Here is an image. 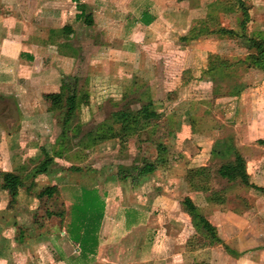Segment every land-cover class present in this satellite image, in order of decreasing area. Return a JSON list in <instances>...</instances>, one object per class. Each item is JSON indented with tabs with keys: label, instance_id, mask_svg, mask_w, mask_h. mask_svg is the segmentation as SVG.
<instances>
[{
	"label": "crops",
	"instance_id": "obj_1",
	"mask_svg": "<svg viewBox=\"0 0 264 264\" xmlns=\"http://www.w3.org/2000/svg\"><path fill=\"white\" fill-rule=\"evenodd\" d=\"M218 4L221 2L215 0H0V264L183 263L192 226L181 220L186 212L181 209V199L190 197L199 210L219 204L211 201L215 189L207 177L200 190H193L188 187L191 178L183 172L214 159L226 160L221 149L228 135L221 125H230L223 116L234 113L226 112L221 104L215 108L207 97L215 95L213 80H199L206 86L204 95L188 89L185 99H179L181 94L162 101L142 99L151 101L159 113L162 104L182 103L173 145L167 146L173 159L169 155L164 164L136 180L116 176L112 186L100 176L101 167L93 165L89 172L60 162L62 158L53 148L61 110L50 105L63 74L77 76L76 118L81 119L105 102L104 92H111L110 100L117 101L143 73L151 82L155 71L165 70L158 67L163 62L158 58L165 55L164 37L179 35L178 42L187 44L199 36L186 40L183 36L214 33L196 28L200 18L196 14L201 9L209 13L207 9ZM205 16L201 15L206 21ZM189 51L195 55L193 49ZM165 81L162 77L164 86ZM175 84L165 92L176 93L178 88L181 93L184 86ZM242 86L225 95L236 98L247 87ZM262 87L261 79L255 88L262 91ZM83 91L87 98L81 96ZM218 109L222 112L214 113ZM160 114H167L165 108ZM231 136L232 147L245 160L249 181L262 188L244 185L260 196L259 203L250 208L259 209L264 205V156L255 152L264 150V143L256 145L251 154L237 142L234 130ZM45 155L51 162L45 171L36 172ZM54 164L59 167L53 169ZM176 165L183 172L172 173ZM3 172L18 174L21 185L15 195L1 187ZM47 185H55L56 192L38 197V191ZM56 200L59 211L47 204ZM243 214L226 208L215 217L220 224H215L203 213L221 230L224 242L238 252L246 248L244 240L252 237L261 221L253 216L257 223L252 225ZM229 238L237 244H231ZM231 264H264V246L253 254H237Z\"/></svg>",
	"mask_w": 264,
	"mask_h": 264
},
{
	"label": "rangeland",
	"instance_id": "obj_2",
	"mask_svg": "<svg viewBox=\"0 0 264 264\" xmlns=\"http://www.w3.org/2000/svg\"><path fill=\"white\" fill-rule=\"evenodd\" d=\"M218 1L221 4L211 6L212 8L207 9L209 13L206 12L204 14V9H201L196 14V16L200 17L197 20V25H195L196 28L198 27L200 31L205 29L206 32H209V30L214 31V33L197 35L199 37L187 44L178 42L176 37L179 35H166L164 37L166 38L165 44L162 46L165 55L158 58L160 63L163 61L158 67H164V71L162 70L161 73H158L160 72L158 70L155 71L153 73L154 77H150L151 82L148 76L146 77V74L143 73L132 86L124 89L123 96L117 101L110 100L111 92H104L107 93L105 102L98 109L92 111L93 113L90 115L87 112L88 114L82 119L74 118V122L78 124L77 129L68 131L65 143L57 142V146L53 148L54 154L56 153L62 158L61 161L59 160L60 162L71 167L85 168L89 172H91L93 165L98 168L101 167L102 173L100 176L106 178L107 182H110V186L117 182L116 176L119 177L120 175L122 178L128 177V180H136L138 177L137 167H140L144 160L156 158L155 142L162 141L167 146L173 145L172 134L177 122L176 117L182 114V103H173L171 101L165 106L162 104V109L164 110L165 108L167 114L164 117H161L162 114H160L156 122L158 125L154 129H151V126L147 127L141 136L131 134L124 137L122 145L119 139V125L110 124L111 113L119 108L136 109L141 105L142 99L144 101L150 99L162 101L164 97L172 99L175 96H179V94H181L179 99H185L188 89L190 91L192 89L191 92L198 95H204L206 94V86L204 83L199 84V80L203 77H210L213 80V93L215 95L212 97L208 95L207 97L213 100L212 104L215 105V108H219L221 104V107L226 112L234 111L232 116H223L224 121L230 124L221 125L223 134L233 138L231 132L234 130L237 142L244 145L251 154L256 145L263 144L261 140L264 139V88L262 87L261 91L259 90L260 88L257 90L255 87L258 86L261 79L264 80V67L253 66L257 54L256 49L249 46V40L245 36L264 37V35H256L258 32H264V0H243L248 12V19L243 31L239 25L242 14L237 0H215V3ZM201 15H206V24L202 23L201 20L204 18ZM219 28L221 30H217ZM242 32L245 35H241ZM189 49H193L195 55ZM162 64L163 66H161ZM203 67L208 70L201 72L200 70ZM162 77L166 79L165 86L163 85ZM169 80L174 82L167 83ZM177 82V87L184 86L181 93H178L180 91L178 88L176 93L165 92L168 88L176 86L175 83ZM243 84L247 85V87L240 91L236 98L225 95L238 91L236 86L241 87ZM220 92L224 95H221ZM81 96L87 98L88 93L83 91ZM163 110L160 113H163ZM220 112H222V109H218L214 113L219 114ZM209 116L207 114L204 118L208 119ZM229 118H233V120ZM102 122L109 123L106 127L109 133L108 137H104L100 131ZM206 123L211 124L209 121ZM200 124L204 125L205 123L201 120ZM141 137L144 138L141 140ZM204 140H206L205 137ZM255 154L264 156V150L256 151ZM169 155L173 159L170 152H167L166 158L168 159ZM220 161L214 159L211 163L208 162L197 168L186 169L185 172L182 171L180 166L176 165L172 173L179 174L183 172L185 177H190L191 180H188V187H192L193 190H200V186L207 183L204 180L206 177L209 179V186L212 189L217 192L222 190L223 198L219 204L200 207L199 211L202 214L207 213V218H209L211 223L220 224V221L216 220L215 217L226 208L245 212L246 214H243V217L247 218L252 225L257 223V218H255L256 221L252 220L253 216H258L261 221L258 222V228L252 233V237L244 240V243L247 244L246 248L238 252L224 242L221 230L216 229L220 240H211L209 236H206L192 225L190 216L184 211L185 216L184 218L181 217V220L182 222L189 221L188 225L192 226L190 227L192 234L187 240L189 244H187V250L183 254L184 261L181 264H231V259L237 254H242V252L253 254L264 246V205H261V209H250L252 205L259 203L260 196L259 198L254 196L239 181H228L218 175L216 169ZM58 167L59 165L54 164L52 168L56 169ZM156 175L155 177L157 178L159 175L158 173ZM124 185L130 186L125 182ZM47 204L50 207L52 206L54 211L61 210V205L57 200ZM44 208L42 207V211ZM181 209H183L182 204ZM42 211L40 215L43 213ZM209 216L213 221L210 220ZM56 219L59 220V217L57 216ZM39 222L40 219L35 224ZM39 227L41 228V226ZM236 241V239L235 241L231 240L230 243L236 245L238 242Z\"/></svg>",
	"mask_w": 264,
	"mask_h": 264
},
{
	"label": "trees",
	"instance_id": "obj_3",
	"mask_svg": "<svg viewBox=\"0 0 264 264\" xmlns=\"http://www.w3.org/2000/svg\"><path fill=\"white\" fill-rule=\"evenodd\" d=\"M238 6L241 11L242 18L240 19L241 30H244L246 20L248 19L247 8L244 5L243 0H237ZM204 23L205 20H201ZM87 23L91 22V19L86 21ZM206 22V21H205ZM206 27V26H205ZM221 30V28L217 29ZM231 31V30H230ZM241 35H245L243 32ZM255 35V34H254ZM256 35H264V32H258ZM193 35L183 36L181 39H190L195 37ZM249 40V46L256 49V57L253 63V66L264 67V37H249L245 36ZM239 90L241 87L236 86ZM76 88H77V76L75 74H63L61 76L59 91L57 96L52 99L51 108L60 109L61 114L58 118L59 125V134L57 137V142L63 144L66 141V136L68 131H73L77 129L78 124L74 122L76 117ZM237 92V90H236ZM160 117V113L155 111L152 107L151 101L142 102L141 105L136 109L131 108H119L111 113L110 124H118L120 129L119 139L121 140V145L123 144L122 139L129 135H138L141 136L143 131L147 127L154 129L158 124L156 123ZM109 123H101V132L104 137H108L109 133L106 127ZM89 134V133H88ZM144 137H141V140ZM146 138V137H145ZM92 140V139H91ZM147 140V139H146ZM93 141V140H92ZM124 141V140H123ZM264 143V140H261ZM157 156L153 160H144L141 167L137 168V174L143 175L153 171L158 165L164 164L167 161V145L162 143V141L155 142ZM221 152L225 157V161L221 162L216 172L218 175L226 178L228 181H239L247 187H252L255 189L262 190V188L256 186L249 181V175L246 172L245 160L240 155V153L232 147L231 137H227L226 140H223ZM52 158L49 155H45L44 159L38 165L36 172H43L46 170L47 164L51 162ZM3 182L1 184L2 188H5L10 194L15 195L17 192L18 186L21 185L20 178L18 174L13 172H3L2 174ZM56 192L55 185H47L38 191L37 196L41 197L44 195H52ZM222 194L218 191H215L212 195L211 201L221 202ZM181 204L183 209L190 216L192 225L203 232L206 236H209L211 240L219 241L217 235L216 227L213 226L207 218L199 211L198 207L194 204L190 197L184 196L181 199ZM50 214V213H48ZM187 244L189 242L187 241ZM226 246V245H225Z\"/></svg>",
	"mask_w": 264,
	"mask_h": 264
}]
</instances>
